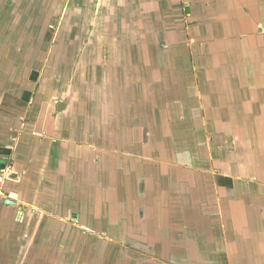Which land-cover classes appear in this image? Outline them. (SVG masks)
Here are the masks:
<instances>
[{"label": "crops", "instance_id": "crops-1", "mask_svg": "<svg viewBox=\"0 0 264 264\" xmlns=\"http://www.w3.org/2000/svg\"><path fill=\"white\" fill-rule=\"evenodd\" d=\"M0 46V264H264V0H0Z\"/></svg>", "mask_w": 264, "mask_h": 264}, {"label": "rangeland", "instance_id": "rangeland-1", "mask_svg": "<svg viewBox=\"0 0 264 264\" xmlns=\"http://www.w3.org/2000/svg\"><path fill=\"white\" fill-rule=\"evenodd\" d=\"M15 4V2H11V4ZM20 31V30H19ZM12 32H14L15 34H17L18 35V33H20V32H17V30L16 29H12ZM43 32V31H42ZM41 32V33H42ZM51 34V33H50ZM40 36L41 37H43L44 36V33H42V34H40ZM49 35L48 34H45V39L46 40H49V37H48ZM51 37V36H50ZM19 47V46H18ZM30 47H33V46H30ZM38 47H40L41 49H42V52L41 53H43L44 52V50H48V45H40V46H38ZM6 50V47L5 46H0V53H2V54H4V51ZM96 241H97V239L96 238H92V242L95 244L96 243ZM107 241V240H106Z\"/></svg>", "mask_w": 264, "mask_h": 264}, {"label": "built area", "instance_id": "built-area-1", "mask_svg": "<svg viewBox=\"0 0 264 264\" xmlns=\"http://www.w3.org/2000/svg\"><path fill=\"white\" fill-rule=\"evenodd\" d=\"M0 196H1V192H0Z\"/></svg>", "mask_w": 264, "mask_h": 264}, {"label": "water", "instance_id": "water-1", "mask_svg": "<svg viewBox=\"0 0 264 264\" xmlns=\"http://www.w3.org/2000/svg\"><path fill=\"white\" fill-rule=\"evenodd\" d=\"M1 162V161H0Z\"/></svg>", "mask_w": 264, "mask_h": 264}]
</instances>
